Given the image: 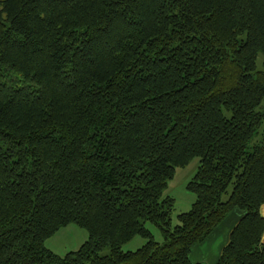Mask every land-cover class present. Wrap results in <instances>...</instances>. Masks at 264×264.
Listing matches in <instances>:
<instances>
[{"label":"trees","instance_id":"trees-1","mask_svg":"<svg viewBox=\"0 0 264 264\" xmlns=\"http://www.w3.org/2000/svg\"><path fill=\"white\" fill-rule=\"evenodd\" d=\"M258 55L264 0H0V264H201L230 215L215 264H264ZM194 158L172 225L163 190ZM70 223L86 242L45 249Z\"/></svg>","mask_w":264,"mask_h":264},{"label":"rangeland","instance_id":"rangeland-1","mask_svg":"<svg viewBox=\"0 0 264 264\" xmlns=\"http://www.w3.org/2000/svg\"><path fill=\"white\" fill-rule=\"evenodd\" d=\"M256 70L264 72L263 55L257 56ZM261 109L264 111V101L262 103ZM198 167L199 158H194L187 166L176 168L173 178L167 181V186L163 190V198H169L173 200L170 216L172 225H176L178 223L177 216L187 213L195 202V195L187 189V185L197 172ZM230 191L231 189H229L226 195L222 197L223 201L227 200ZM262 213H264V208L262 210ZM145 227L151 233L152 239L155 243H161L163 241L161 231L154 224L146 222ZM212 237H214L212 251H208V244H205L204 248H200L203 250V252H205V255L210 254L211 256L212 254H214V252L216 253L218 245L225 239V235L221 232H218V230H215L213 232ZM87 238L88 234L84 228L78 226L77 224L70 223L60 228L53 235L48 237L44 242V247L55 255L64 257L68 253L76 252L80 248V246L86 242ZM146 243V239H143L140 236H135L132 240L122 246V251L135 252L136 250L143 247ZM108 254V248H105L100 253L101 256H107Z\"/></svg>","mask_w":264,"mask_h":264},{"label":"crops","instance_id":"crops-1","mask_svg":"<svg viewBox=\"0 0 264 264\" xmlns=\"http://www.w3.org/2000/svg\"><path fill=\"white\" fill-rule=\"evenodd\" d=\"M264 206L261 208V214L264 216V213H262ZM240 215H230L226 220H224L217 228L216 230H218V232H221L222 234L225 235V239L222 243H220L217 247L216 253L214 252V254H212L210 256V254H204L205 252H203L202 249H200L201 247L204 248L205 244L207 245V249L208 251H212V247H213V242H214V237H212V235H210L208 237V239L200 246L195 247L190 255V259L193 262H198L201 264H215L220 252L222 250V248L227 244L228 242V238H229V234L231 229L233 228V226L237 223L238 219H239ZM230 222H228V221ZM263 241H264V235H263Z\"/></svg>","mask_w":264,"mask_h":264}]
</instances>
